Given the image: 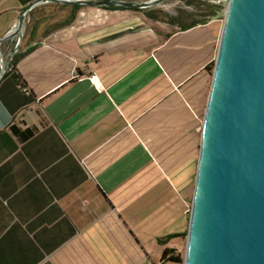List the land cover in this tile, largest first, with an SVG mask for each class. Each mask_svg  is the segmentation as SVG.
I'll use <instances>...</instances> for the list:
<instances>
[{
    "label": "crops",
    "instance_id": "crops-1",
    "mask_svg": "<svg viewBox=\"0 0 264 264\" xmlns=\"http://www.w3.org/2000/svg\"><path fill=\"white\" fill-rule=\"evenodd\" d=\"M34 1L0 0V40ZM44 22L0 82V264L186 251L223 24L89 6Z\"/></svg>",
    "mask_w": 264,
    "mask_h": 264
},
{
    "label": "water",
    "instance_id": "water-1",
    "mask_svg": "<svg viewBox=\"0 0 264 264\" xmlns=\"http://www.w3.org/2000/svg\"><path fill=\"white\" fill-rule=\"evenodd\" d=\"M166 0H35L13 28L23 43L28 14L43 3L154 9ZM224 19L206 108L184 264H264V0H224Z\"/></svg>",
    "mask_w": 264,
    "mask_h": 264
},
{
    "label": "rangeland",
    "instance_id": "rangeland-1",
    "mask_svg": "<svg viewBox=\"0 0 264 264\" xmlns=\"http://www.w3.org/2000/svg\"><path fill=\"white\" fill-rule=\"evenodd\" d=\"M202 2H206V4L212 5L209 3V0H192L191 3H188L187 0H169L165 3H162L154 8L155 12L159 15V19L162 21H168L169 18H179L182 19L185 23H190L193 20L202 21L205 20V12L208 10L206 6L202 5ZM214 6V5H212ZM207 8V9H206ZM218 10V9H217ZM71 14V9L69 5L60 4V3H48L45 5V10L40 11L39 8L31 11L26 19L25 28H24V38L23 43L20 47V50L24 47L25 42L28 38H30V34L33 29L34 21L37 19H41L45 16L46 22L42 24L45 27L57 24H62ZM181 21V20H180ZM220 21L224 24V19L221 18ZM17 43V38H13L9 41V47L6 49L4 44L1 45L0 52L1 58L5 63L8 60L9 54L13 50ZM180 254L181 258H185V249L181 252L177 251ZM152 264H173L171 262H162V260L155 261Z\"/></svg>",
    "mask_w": 264,
    "mask_h": 264
},
{
    "label": "trees",
    "instance_id": "trees-1",
    "mask_svg": "<svg viewBox=\"0 0 264 264\" xmlns=\"http://www.w3.org/2000/svg\"><path fill=\"white\" fill-rule=\"evenodd\" d=\"M187 2L191 3L192 0H187ZM202 5L206 6L208 8V10H206V12H205L206 14L204 15L205 16V20H202V21L193 20L190 23H185V22L182 21V19H179V18H169V21L172 22V23H179L182 26L183 29L191 28V27H193V26H195L197 24L205 23L208 20L207 18L210 17V16L216 15L218 10H217L216 6H212V5L206 4V2H202ZM69 7L71 9V14L62 24H60L61 26L69 25L75 19L76 13L78 12V10L80 8H82L83 6L73 5V6H69ZM111 10H120V9H111ZM133 10L146 12L148 14V16L153 18V19H158L159 18V15L155 12L154 9H142V10L133 9ZM19 57H20V55H18V54L14 57V59L12 61V66H15V64L18 61ZM14 132L17 134L16 131H14ZM32 135H33V132L31 130H27L25 133H22V134H17V136L21 140H24L27 137L32 136ZM162 262H171L173 264H182L183 263V259L181 258L180 254L177 253L176 250L167 248L163 252Z\"/></svg>",
    "mask_w": 264,
    "mask_h": 264
},
{
    "label": "built area",
    "instance_id": "built-area-1",
    "mask_svg": "<svg viewBox=\"0 0 264 264\" xmlns=\"http://www.w3.org/2000/svg\"><path fill=\"white\" fill-rule=\"evenodd\" d=\"M209 3L217 7L218 9L217 12H219L224 6V0H209ZM210 18L211 16L208 17L207 19H210Z\"/></svg>",
    "mask_w": 264,
    "mask_h": 264
},
{
    "label": "bare ground",
    "instance_id": "bare-ground-1",
    "mask_svg": "<svg viewBox=\"0 0 264 264\" xmlns=\"http://www.w3.org/2000/svg\"><path fill=\"white\" fill-rule=\"evenodd\" d=\"M167 1H169V0H166V1H164L163 3L167 2ZM161 4H162V3H161ZM12 38H14L13 35H11V36H10L9 38H7L5 41L1 42V43H0V46H1L3 43L9 41V40L12 39ZM2 64H4V62H3L2 58H1V53H0V66H1Z\"/></svg>",
    "mask_w": 264,
    "mask_h": 264
}]
</instances>
